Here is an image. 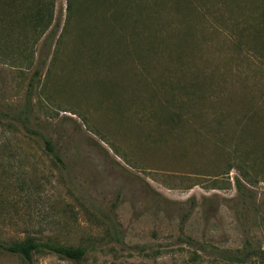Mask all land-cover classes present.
<instances>
[{
	"label": "rangeland",
	"instance_id": "rangeland-1",
	"mask_svg": "<svg viewBox=\"0 0 264 264\" xmlns=\"http://www.w3.org/2000/svg\"><path fill=\"white\" fill-rule=\"evenodd\" d=\"M51 1L44 33L0 19V243L87 252L0 248V264H240L217 251L264 249V0Z\"/></svg>",
	"mask_w": 264,
	"mask_h": 264
},
{
	"label": "trees",
	"instance_id": "trees-1",
	"mask_svg": "<svg viewBox=\"0 0 264 264\" xmlns=\"http://www.w3.org/2000/svg\"><path fill=\"white\" fill-rule=\"evenodd\" d=\"M8 2H3V7H8L12 9V12L8 14H2L0 12V19H7L12 24L17 27H28L31 32H40L44 33L50 28L53 22V4L54 1L51 0H7ZM82 6L87 8V11H90V7L87 2H83ZM73 3H69V8L72 9ZM11 16V17H10ZM8 17V18H7ZM69 17H72V12ZM117 17V16H114ZM119 18V17H117ZM130 18H132L130 16ZM118 23L120 20H116ZM131 21L136 23L132 18ZM142 22V21H141ZM58 23H55L54 27L46 35V42L50 43L56 34V26ZM23 35V34H22ZM45 59H41L39 66L44 64ZM40 68L35 70V75L40 74ZM34 78L30 83L29 94L27 96V107L31 102V90L34 85ZM22 116V115H21ZM28 117L24 115L25 125L29 124ZM46 148L51 152L56 159L61 160L58 153L55 151L52 143L48 139H44ZM236 184L239 191L243 190V184L239 178H236ZM0 248L6 252L18 254L22 256L27 261H32L34 254L40 251H46L54 253L62 258L70 259L73 261H81L84 259L87 249L83 246L73 247L68 245H63L51 240H37L32 237H26L22 240H14L9 243H0ZM218 255L231 262L247 264L250 262H257L258 264H264V249L256 247L252 244L251 241H247L244 247L235 252H228L224 250H218Z\"/></svg>",
	"mask_w": 264,
	"mask_h": 264
}]
</instances>
